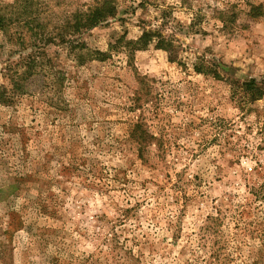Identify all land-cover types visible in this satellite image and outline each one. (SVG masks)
Masks as SVG:
<instances>
[{
    "label": "clouds",
    "instance_id": "9594fccd",
    "mask_svg": "<svg viewBox=\"0 0 264 264\" xmlns=\"http://www.w3.org/2000/svg\"><path fill=\"white\" fill-rule=\"evenodd\" d=\"M108 2L115 15L89 24L105 0H0L12 21L0 29V143L8 142L0 147V215L7 210L25 221L8 234L0 264H21L22 249L35 251L39 240L36 189L21 194L13 185L44 162L28 133L45 128L53 135L49 145L45 133V151L52 153L48 189L71 218L59 240L41 243L45 257H58L61 264H264V198L251 195L252 187L264 184L258 175L264 173V152L257 150L264 141L258 135L264 99H243L240 87L248 65L264 68V14L253 16L246 0H150L147 11L140 7L144 0ZM121 19L127 21L123 26ZM141 20L149 23L139 26ZM125 29L126 41L159 31L175 48L157 49L155 35L148 51L117 45ZM258 36L259 47L246 54ZM69 46L76 51L66 57ZM49 49L60 58L44 55ZM226 61L233 68L228 74ZM122 72L138 73V86L129 87ZM218 76L226 77V87H208ZM201 96L212 103H202ZM218 117L230 122L228 131L217 126ZM2 125L16 131L5 132ZM56 129L62 142L54 138ZM214 137L219 140L212 145ZM233 159L239 163L229 168ZM167 173L176 188L165 180ZM222 201L218 234L201 231L211 224L209 216H218ZM245 211L251 216L242 219ZM6 232L7 223H0V239ZM214 252L218 261L211 259ZM29 260L40 264L41 257Z\"/></svg>",
    "mask_w": 264,
    "mask_h": 264
},
{
    "label": "rangeland",
    "instance_id": "374dc122",
    "mask_svg": "<svg viewBox=\"0 0 264 264\" xmlns=\"http://www.w3.org/2000/svg\"><path fill=\"white\" fill-rule=\"evenodd\" d=\"M145 2L148 3V2H150V0H147ZM185 2H187V0H185ZM246 3H248V6L252 9V15L253 16H255L257 14H264V0H256V3H252V0H246ZM145 4L144 5L140 4V7L145 8ZM28 10H29L28 8H25L24 13L28 12ZM145 11H147L146 8H145ZM125 14H127V10L125 11ZM132 14L135 15L134 9L132 10ZM164 15L168 16L169 13H164ZM143 22L146 24L149 23L148 21L141 20L139 26H142ZM126 23H127L126 20L121 19V25L122 26ZM242 29H243L244 33H247L249 31L247 22H244L242 24ZM124 34H126V36L128 35L127 29H125ZM203 35L207 36V35H209V33H203ZM113 38L114 37L109 36V38H108V44L109 45L112 43ZM169 39L172 40V38H169ZM98 40H99V38L97 37V41ZM245 40H248V36H245ZM260 40H261V37H259V36L256 39H252L251 42L247 46L246 54L251 53L254 48H258L260 45ZM83 45H85V48L88 47L87 44H83ZM225 47H227V45H225ZM174 48H175V45H174ZM148 50H149V48L147 50H143V51H148ZM186 50L187 49H185V51ZM206 50L211 51V49H206ZM75 51H76L75 47L69 46L68 50L64 54L66 57H70L72 55V53ZM44 55L54 56L55 58L59 59L61 56V53L58 51H54L53 49H49L48 52L45 53ZM80 59H81V61H83V57H80ZM145 63H146V61H140L141 65H143ZM260 64L264 65V56L260 57ZM257 67L258 66L255 63L248 65V69H247L248 76H247V78H245L244 83L248 82L250 80H253V79H256V80L264 79V68L257 71ZM133 71H135V70H133ZM223 71L226 74L231 73L233 71V68L229 65V63L227 61L224 63ZM121 75H124L125 79L128 80V82H129L128 86L129 87L136 88L138 86V82H139V74L138 73L136 74L135 77H133L132 73H123L122 72ZM225 78H226L225 76H218L217 81H214L212 84H209L208 87H212L215 89H224L226 87V85L223 83ZM0 87H2V86H0ZM215 94L216 93H214V95ZM230 98H234L231 96V93H230ZM199 99L202 103H204V102L212 103L211 97L201 96ZM210 110L214 111L215 109L213 108ZM252 111H258V109H249L248 110L249 114H251ZM241 119L243 120V117H241ZM216 123H217V126L221 130H224V131H228V129L230 127V122H226L223 117H218ZM33 124H35V120H33ZM54 124H55V121H53V125ZM2 127L4 128L5 132H13L14 133L16 131V128L14 126L9 127V125H2ZM189 127L191 128L192 124H190ZM247 131L250 133L251 127H248ZM45 133H47V137H46L47 143L50 145L52 143L53 135H52V132L48 128H45L43 132L39 129H35L32 133H28L29 137L33 139V142L37 143L38 149L42 153H44L45 160L42 164L36 166L33 169V171H31L30 173H28L26 175V177L24 178L25 182L23 184L14 183V185H13V189L15 191H20L21 194H26L25 190L31 191L33 188L36 189L35 195L37 197V203L35 205V208H36L35 214H36V217L39 220V223L41 225L40 227H37V232L39 233V240L35 244V251H33L31 248L22 249L21 254L18 256V259L20 260L21 264H32V261L29 260V256L35 255V254L40 255V257H41L40 264H61L58 257H45L44 256V253H43V250L41 247V243L47 242L49 240H59L61 234L66 230V225L71 222L70 217H67L66 215H64L60 212V201L56 198L55 194L51 193L48 189V186L53 181L48 178L46 168H47L48 158L52 155V153L45 151ZM234 135H235V133H230V137L234 136ZM258 135L264 137V129H262L258 133ZM61 137H62V130L56 129L54 138L57 141L62 142ZM21 139H23V137ZM218 140H219V137H214L211 141V144L212 145L217 144ZM7 143L8 142L0 143V147H7ZM230 144H231V139L229 138L226 141V146L230 145ZM179 147H180L179 145L175 146L177 151L179 150ZM257 150L260 152H264V141H262V143L257 146ZM205 151H207V149H205ZM233 151H234V149H233ZM197 155H199V152L197 153ZM221 156H223V153H221ZM193 159L195 160L196 156H193ZM211 162L215 163V160H212ZM145 163H146V161H145ZM158 163H159V161H156L153 166H155V164H158ZM237 163H239L238 160H235V159L230 160V161H228V167L231 168L234 164H237ZM180 175H181L180 173L176 174L177 180H179ZM258 175H259L260 179H264V173L258 172ZM119 178L124 179V181L127 182L126 177H119ZM222 178H223V166L217 168V176L215 177V179H216L217 183H220ZM19 179H20L19 177L16 178L17 181ZM200 179L201 178L199 175L194 177V180L197 182V187L200 186V184H199ZM165 180L167 181L168 184H171L173 188L177 187V185L175 183H173L171 173H167L165 175ZM164 187H165V185L163 183H161V185H160V191L161 192L164 191ZM121 190H123V189H121ZM251 195H252V193H251ZM183 199L185 200V203L187 204L189 198L187 196H184ZM228 203L230 204L231 200H229ZM213 204L215 205V200H213ZM222 207H223V201L221 202V205L216 206V210H218V209L221 210ZM85 210H86V208L83 206L79 209L81 214ZM5 216H7L6 221H5ZM245 216L250 217L251 212L245 211L244 217ZM106 217H107V213H105L104 216L100 217V218H106ZM5 222L7 223V232L5 233L4 239H0V258H3L4 254H5V250H4L3 246L6 242V240L8 239V234H10L18 226L24 227V225H25V221H23L22 219H19L17 217V215L14 213L9 214L7 212V210H5L4 215H0V223H5ZM252 223L253 222L249 221L250 226ZM28 227H29V230H31L32 225L29 224ZM75 230L79 231V228L77 227ZM176 239H177V237H176V235H174V237H173L174 243L176 242ZM181 254H183V250L181 251ZM211 259H213V258L211 257ZM84 264H89V260L84 261ZM96 264H99V261H97Z\"/></svg>",
    "mask_w": 264,
    "mask_h": 264
},
{
    "label": "trees",
    "instance_id": "16d2710c",
    "mask_svg": "<svg viewBox=\"0 0 264 264\" xmlns=\"http://www.w3.org/2000/svg\"><path fill=\"white\" fill-rule=\"evenodd\" d=\"M145 1L147 0H144V3H141V5H144L146 3ZM105 14L115 15V9L111 7L108 0H105V7L103 9H97L94 15L89 18L88 23L95 24L99 22V20H101L105 16ZM11 24H12V21L6 17V14L4 13L3 10H0V29H7L8 27L11 26ZM145 24L146 23L143 22V25ZM81 27L83 26L77 25L76 31L80 32ZM153 35L159 38V43L156 45L157 49H164V50L174 49V44L172 43V40L169 39L168 41H165L159 31L154 32V33H149L145 31L144 35L141 36L139 40L137 41H126L125 40L126 34H124L116 41V44L124 45L125 47H128L130 49L143 51L149 48V44L151 43V37ZM80 47L83 49L85 48V45L82 44ZM113 48H115V45L111 43L109 45V49L112 50ZM240 87L243 89V94H242L243 99H247L252 103H254L257 99H264V79L262 80L253 79V80L243 83L242 85H240ZM251 193L257 199L264 198V196L261 195V193H264V184L260 185L259 190H257V188L255 187H252ZM217 212H218L217 217L214 218L212 216H209L207 218L208 221L211 222V224L206 225L205 228L201 229V231L208 230V231H212L214 235L218 234L217 230L220 227H222V221L219 219V215L222 214V211L218 209ZM125 215H127V211H125ZM240 216L241 218H243L244 212L240 213ZM236 228H239V225H236ZM222 250L223 248L220 249V251ZM212 258L218 261L219 254L217 252H214L212 254Z\"/></svg>",
    "mask_w": 264,
    "mask_h": 264
}]
</instances>
